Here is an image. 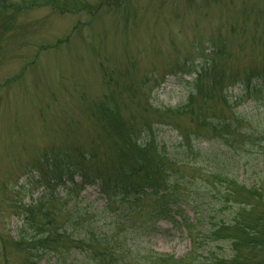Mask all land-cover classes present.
<instances>
[{
	"label": "rangeland",
	"instance_id": "obj_1",
	"mask_svg": "<svg viewBox=\"0 0 264 264\" xmlns=\"http://www.w3.org/2000/svg\"><path fill=\"white\" fill-rule=\"evenodd\" d=\"M0 3V14L10 19L7 27H0V186L5 179L12 185L18 180L25 183L26 174L43 170L45 167H40L39 162L45 152L59 149L64 152V147L69 146L76 155L81 152L77 147L85 149L83 144L90 136L105 142L107 138L87 109L120 85V90L127 91L116 95L123 118L136 117L137 128L151 124L154 139L162 142L166 150L169 147L194 152L181 135L188 133L193 147H202L206 157L218 146L219 159L229 161V177L235 176L247 187L264 188V143L229 148L217 141L211 128L201 126L207 118L224 134L221 128L224 118L234 116L242 121L237 126L248 127L253 136L264 132V107L244 100L238 85H230L234 81L231 74L261 65L264 0H0ZM2 21L0 18V24ZM213 38H218L226 48L225 55L230 53V57L221 56L231 72L228 83L214 92L220 96L225 89L226 103H221V98L217 102L204 101L195 94L190 115L161 119L164 110L186 105L191 93H195L189 84L195 75L187 74L186 69L177 65L203 61L197 52L204 48L207 54ZM202 103H207L206 107L199 111ZM236 123L233 118L232 124ZM186 158L184 164L177 165L182 183H176L175 176L170 179L177 186L173 193L185 192L178 215L172 212L174 221L168 216L155 219L148 215L147 207L153 197L145 196L140 208H135L139 214L134 222H120L121 226H131L127 237H134L148 254L170 255L183 259L184 264L195 258L190 257L189 251H197L196 255L208 251L222 254L228 245L205 247L210 242L207 240L201 242L200 248L195 245V250L186 229L176 221L182 215L196 219L204 210L207 212L202 215L207 222L209 218L214 222L228 221L237 207L232 196L222 206L211 205L218 198L224 200L222 188L208 172L214 167L212 157L208 163L202 162L205 160L202 158L198 162ZM23 190L25 194L30 189ZM80 197L84 199L79 207H86L87 218L92 217L103 229L114 227L118 215L124 219L121 214L124 206L110 205L101 213L105 200L98 186H86ZM211 207H219V212H210ZM10 216L14 218L9 215L10 224L1 229L12 236L16 226L15 218ZM204 222L196 225L193 235L205 227Z\"/></svg>",
	"mask_w": 264,
	"mask_h": 264
},
{
	"label": "trees",
	"instance_id": "obj_2",
	"mask_svg": "<svg viewBox=\"0 0 264 264\" xmlns=\"http://www.w3.org/2000/svg\"><path fill=\"white\" fill-rule=\"evenodd\" d=\"M0 18L3 20L0 27L10 24L7 15L0 14ZM262 42L264 46L263 39ZM208 48L207 54L204 48L197 52L198 58L203 61L196 64L192 62L189 66L186 63L177 65L178 68L186 69L187 74L195 75L189 82L195 93H191L186 105L164 110L161 119L190 115L195 94L204 101L217 102L221 98V103H226L225 89L220 92V96L214 94L218 87L228 83V75L231 74L224 64L225 57L221 58L226 48L222 47L218 38H213V45ZM225 56L230 57V53L227 52ZM260 64L258 68H246L231 74L234 81L230 83L238 85L244 100H251L258 108L264 107V52ZM141 84L145 87V83ZM119 88L122 87L117 85L116 91L111 90L87 109L100 132L107 138L105 142L90 136V140L85 143L88 145L83 144L85 149L77 147L81 152L76 155L69 146L64 147V152L61 149L50 150L41 156L39 162V166L45 168L28 173L29 176L26 174L25 183H19L18 180L12 185L6 179L2 181L0 231H3L1 226L10 224L11 214L16 227L12 236L8 231L6 234L4 231L0 233V264H184L183 259H175L170 255L148 254L134 237H127L126 232L131 226H121L120 222H134V217L139 214L135 208H140L145 196L153 197L147 207L148 215L155 219L168 216L173 220L172 212L178 215L177 211L184 204L180 199L185 192L182 195L179 191L173 193L172 189L177 186L171 180L175 176V182L182 183L177 165L184 164L182 162L186 157H192L191 160L195 159V162L199 158L207 162L212 157L210 161L214 167L208 172L218 181L224 200L216 196L218 199L214 197L216 201L211 205L222 206L223 201L227 203L232 197L237 204L228 221L220 219L214 222L209 218L207 222V217L202 215L207 212L205 210L196 219L182 215L181 220L176 221L178 226L186 229L195 250V245L199 247L201 242L207 240L210 242L205 247L228 245V250L222 254L208 251L196 255L197 251H189L190 257L195 258L188 264H264V188L247 187L240 184L235 176L229 177V161L219 159L218 146L206 157L207 152L202 147H193L188 133L181 135H184L182 138L189 145L188 149H194V152H182L179 148L169 147L166 150L162 142L154 139L151 124L145 126L144 123L137 128L134 123L136 117L123 118L118 102L120 99L116 95L127 91ZM206 104L202 103L199 111ZM155 113L160 117L159 111ZM233 118L236 125L232 124ZM233 118H224L221 126L224 134L215 129L214 123L207 118L202 120L201 126L211 128L217 141L229 148L235 145L246 148L255 143H264V132L253 136L248 127L241 129L237 126L242 121ZM33 186L36 188L33 189ZM86 186H98L105 200L101 213L109 209L110 205L118 208L124 206L121 210L124 219L118 215L114 223V227L119 226L117 230L114 227L103 229L102 224H97L92 217L87 218L89 211L86 207H79V202L84 199L80 193ZM24 188L30 190L22 194ZM210 212L218 213L219 207H211ZM202 221H205V227L193 235L192 230Z\"/></svg>",
	"mask_w": 264,
	"mask_h": 264
}]
</instances>
